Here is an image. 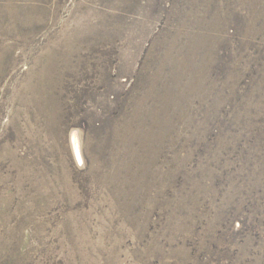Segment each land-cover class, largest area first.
I'll list each match as a JSON object with an SVG mask.
<instances>
[{
  "label": "rangeland",
  "instance_id": "obj_1",
  "mask_svg": "<svg viewBox=\"0 0 264 264\" xmlns=\"http://www.w3.org/2000/svg\"><path fill=\"white\" fill-rule=\"evenodd\" d=\"M0 264H264V0H0Z\"/></svg>",
  "mask_w": 264,
  "mask_h": 264
},
{
  "label": "bare ground",
  "instance_id": "obj_2",
  "mask_svg": "<svg viewBox=\"0 0 264 264\" xmlns=\"http://www.w3.org/2000/svg\"><path fill=\"white\" fill-rule=\"evenodd\" d=\"M74 145L76 146L77 145V143H76V140L74 139ZM32 174V173H31ZM32 176H33V174H32Z\"/></svg>",
  "mask_w": 264,
  "mask_h": 264
}]
</instances>
